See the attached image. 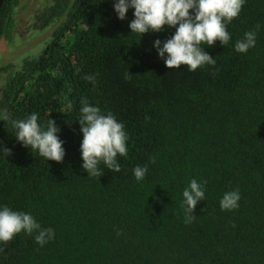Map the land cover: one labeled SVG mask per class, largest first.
Returning a JSON list of instances; mask_svg holds the SVG:
<instances>
[{"label": "trees", "instance_id": "obj_1", "mask_svg": "<svg viewBox=\"0 0 264 264\" xmlns=\"http://www.w3.org/2000/svg\"><path fill=\"white\" fill-rule=\"evenodd\" d=\"M20 2L4 1L0 40L12 38ZM115 2L48 1L35 26L54 25L51 41L0 67V113L55 119L66 150L62 163L47 161L0 120V150H12L0 154V207L55 230L43 246L23 231L0 242V264H264V0H245L227 25L228 45L202 42L216 64L194 72L169 69L154 47L175 27L131 34L134 9L121 20ZM257 24L255 47L236 52ZM82 97L124 124L120 172L101 165L90 177L82 168ZM137 165L148 167L141 181ZM193 178L207 181L205 200L185 223L182 193ZM237 188L239 207L221 210L223 194Z\"/></svg>", "mask_w": 264, "mask_h": 264}, {"label": "clouds", "instance_id": "obj_2", "mask_svg": "<svg viewBox=\"0 0 264 264\" xmlns=\"http://www.w3.org/2000/svg\"><path fill=\"white\" fill-rule=\"evenodd\" d=\"M244 3L245 0H116L114 9L121 20L126 19L130 8L134 9V19L129 27L131 34H139L141 37L150 31L162 32L166 26L175 27L174 35L164 41L156 39L154 47L169 69H178L184 65L189 72H194L205 65L216 64L214 57L201 44L203 42L212 47L219 41L224 46L228 45L231 36L227 25L239 16ZM260 28L261 25L257 24L253 30L245 32L244 37L236 41L235 51L247 53L255 47ZM84 79L95 84L94 74H86ZM80 103V115L76 121L83 133L80 145L82 168L90 177L103 174L101 165L112 172H120L117 157L128 154L129 137L124 124L118 122L111 112L104 114L99 107L92 106L87 97H82ZM0 120L10 125L18 142L30 148L32 153H38L47 161L63 162L66 150L63 147L64 141L57 135L61 129L55 119L49 118L46 124L41 125L38 123V113L33 112L23 119H12L7 113H0ZM11 151L4 147L0 154L8 156ZM150 160L155 163V157ZM147 171V165H137L133 169L135 179L143 180ZM206 183L193 178L183 190L181 207L185 223L195 220L194 210L199 201L205 200ZM240 199L238 188L226 191L220 200L221 210L237 209ZM22 231L30 236L35 234V242L41 246L55 239V230L42 227L31 213L13 210L7 205L0 207V242L7 244ZM120 234L118 230L117 235ZM0 251L3 249L0 248Z\"/></svg>", "mask_w": 264, "mask_h": 264}, {"label": "rangeland", "instance_id": "obj_3", "mask_svg": "<svg viewBox=\"0 0 264 264\" xmlns=\"http://www.w3.org/2000/svg\"><path fill=\"white\" fill-rule=\"evenodd\" d=\"M50 0H21L17 9L11 39L0 40V67L16 64L27 55L39 53L52 39L55 26L41 29L35 26V14ZM6 74L0 72V87Z\"/></svg>", "mask_w": 264, "mask_h": 264}, {"label": "water", "instance_id": "obj_4", "mask_svg": "<svg viewBox=\"0 0 264 264\" xmlns=\"http://www.w3.org/2000/svg\"><path fill=\"white\" fill-rule=\"evenodd\" d=\"M5 0H0V11L2 9V6H3V3H4Z\"/></svg>", "mask_w": 264, "mask_h": 264}]
</instances>
